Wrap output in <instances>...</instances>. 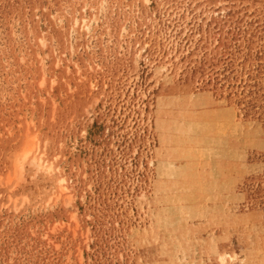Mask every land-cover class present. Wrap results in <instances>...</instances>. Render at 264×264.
Returning <instances> with one entry per match:
<instances>
[{"label":"rangeland","instance_id":"obj_1","mask_svg":"<svg viewBox=\"0 0 264 264\" xmlns=\"http://www.w3.org/2000/svg\"><path fill=\"white\" fill-rule=\"evenodd\" d=\"M0 264H264V0H0Z\"/></svg>","mask_w":264,"mask_h":264},{"label":"bare ground","instance_id":"obj_2","mask_svg":"<svg viewBox=\"0 0 264 264\" xmlns=\"http://www.w3.org/2000/svg\"><path fill=\"white\" fill-rule=\"evenodd\" d=\"M30 153V149H27V151L24 152L23 160L26 159L27 155ZM32 162L35 163L37 166H40L41 163H39V159L36 156L32 157ZM50 169V167H48ZM64 188V187H63Z\"/></svg>","mask_w":264,"mask_h":264}]
</instances>
